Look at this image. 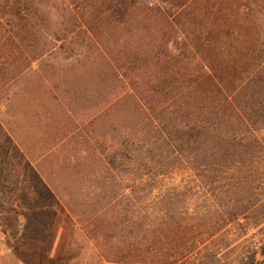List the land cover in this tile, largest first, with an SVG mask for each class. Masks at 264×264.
Segmentation results:
<instances>
[{
    "label": "trees",
    "instance_id": "obj_1",
    "mask_svg": "<svg viewBox=\"0 0 264 264\" xmlns=\"http://www.w3.org/2000/svg\"><path fill=\"white\" fill-rule=\"evenodd\" d=\"M87 61L128 106L100 195L68 207L102 264L186 263L224 226L264 222V0H0V94L31 69L59 101L53 90ZM176 170L184 182L153 194Z\"/></svg>",
    "mask_w": 264,
    "mask_h": 264
},
{
    "label": "rangeland",
    "instance_id": "obj_2",
    "mask_svg": "<svg viewBox=\"0 0 264 264\" xmlns=\"http://www.w3.org/2000/svg\"><path fill=\"white\" fill-rule=\"evenodd\" d=\"M83 41L73 36L70 45L76 48ZM56 51L63 58L80 49ZM47 72L53 68H39L41 75ZM54 72L61 74L57 68ZM71 72L59 83L69 86L52 92L59 101L41 97V79L31 69L0 94V264H102L68 207L87 209L100 195L98 182L105 185L111 165L110 146L125 135L128 106L123 99L114 101L97 64L87 61ZM254 135L263 137L264 128ZM95 146L104 152L102 160ZM185 178L184 170L162 176L153 194ZM187 202L190 210L202 203L197 196ZM248 217L206 238L197 253L178 264H264V255L255 254L264 244V222L256 225ZM119 243L111 239L107 246L121 253Z\"/></svg>",
    "mask_w": 264,
    "mask_h": 264
}]
</instances>
